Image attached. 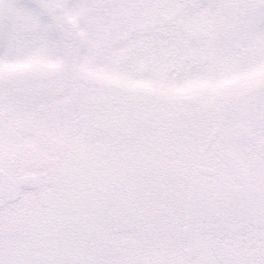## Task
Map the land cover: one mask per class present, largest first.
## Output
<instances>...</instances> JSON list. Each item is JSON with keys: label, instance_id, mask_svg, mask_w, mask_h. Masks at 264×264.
Segmentation results:
<instances>
[{"label": "snow or ice", "instance_id": "6c2138e0", "mask_svg": "<svg viewBox=\"0 0 264 264\" xmlns=\"http://www.w3.org/2000/svg\"><path fill=\"white\" fill-rule=\"evenodd\" d=\"M0 264H264V0H0Z\"/></svg>", "mask_w": 264, "mask_h": 264}]
</instances>
